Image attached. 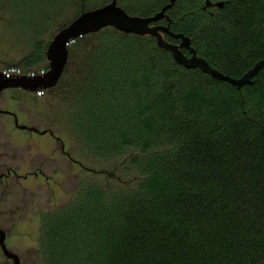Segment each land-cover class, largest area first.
<instances>
[{
	"label": "trees",
	"instance_id": "trees-1",
	"mask_svg": "<svg viewBox=\"0 0 264 264\" xmlns=\"http://www.w3.org/2000/svg\"><path fill=\"white\" fill-rule=\"evenodd\" d=\"M65 1L55 19L44 18L58 31L112 0ZM209 1L177 0L155 25H168L212 68L241 78L264 60V0ZM170 2L117 5L152 17ZM30 45L10 65L48 70V45L41 36ZM71 45L68 61L81 55L66 88L72 130L87 153L123 158L135 175L115 187L87 184L43 214L41 264H264V68L239 90L178 64L152 35L107 27Z\"/></svg>",
	"mask_w": 264,
	"mask_h": 264
},
{
	"label": "rangeland",
	"instance_id": "rangeland-1",
	"mask_svg": "<svg viewBox=\"0 0 264 264\" xmlns=\"http://www.w3.org/2000/svg\"><path fill=\"white\" fill-rule=\"evenodd\" d=\"M66 1L68 4L70 0ZM63 2L64 0H0V63L2 69L11 66L10 64H17L26 57L31 52L30 42L33 39L41 36L45 44H50L60 24L56 21L46 24L44 18L50 16L55 19L57 13H62ZM68 11L69 14L74 13L71 9ZM62 19H64L63 16L60 20ZM70 48L72 45H69ZM80 62V54L76 53L69 58L62 80L53 94L46 99L30 101L25 96L17 94L18 99L26 108L13 103L5 106L7 111H13L16 114L20 124L36 123L35 125L40 130L46 128L57 130L65 144V151L79 163L78 165L71 164L62 157L57 163V171L53 173V179L50 182L40 177L38 179L32 177L27 181L13 182L6 191L0 186V200L8 194L11 203L24 204L22 211L24 210L26 214L22 218L15 219L17 224L13 230L10 222L12 218L9 215V218L0 216V227L11 230L5 244L20 256L22 264H41L39 236L43 214L59 210L77 199L79 190L85 188L87 184L100 181L107 186L115 187L128 184V181L135 175L134 171L127 170L129 164L123 158L103 160L87 153L78 140L77 133L72 130L69 121L71 118L70 97L66 93V88L73 74L77 72ZM46 65H48L47 60ZM5 120L6 118L3 121ZM48 122L52 124L51 127L48 126ZM5 130L7 134L3 133L0 128V136L3 140L11 141L10 153L23 152L25 157L27 155L31 157L52 155L54 139L49 134L18 130L10 124ZM22 160L16 159L15 163H23L19 170L24 173L30 170L27 166L29 161ZM108 172L113 174L110 178L106 177ZM50 173L51 170H46V174ZM7 205L10 206V203ZM0 264H12L6 261L1 251Z\"/></svg>",
	"mask_w": 264,
	"mask_h": 264
},
{
	"label": "water",
	"instance_id": "water-1",
	"mask_svg": "<svg viewBox=\"0 0 264 264\" xmlns=\"http://www.w3.org/2000/svg\"><path fill=\"white\" fill-rule=\"evenodd\" d=\"M177 0L164 6V8L152 17H136L128 15L117 5V0H112L109 4L91 11L81 13L68 26L58 31L48 45L45 55L48 63V70L43 76L26 75H2L0 73V91L6 88H21L30 92H37L53 88L61 79L68 63L69 44L87 34L96 33L104 28L112 27L119 32L135 34L138 36L152 35L156 38L160 48L168 50L173 55L174 60L186 68H198L205 74L219 81L228 82L241 89L243 86L253 84L252 79L264 68V60L258 61L241 78H232L228 75L212 68L206 60L198 57L196 51L191 47L190 41L182 34H174L169 26L155 25L165 17L166 11L172 7ZM206 5L210 6L209 0ZM215 7L222 8L224 2H217ZM164 35L173 39H179V44H172L164 39ZM186 50L190 56L183 53ZM15 77V78H9ZM26 129V126H19ZM33 130L32 128H27ZM0 247L4 254L14 260V264H19L16 254L9 252L4 243V233L0 230Z\"/></svg>",
	"mask_w": 264,
	"mask_h": 264
},
{
	"label": "flooded vegetation",
	"instance_id": "flooded-vegetation-1",
	"mask_svg": "<svg viewBox=\"0 0 264 264\" xmlns=\"http://www.w3.org/2000/svg\"><path fill=\"white\" fill-rule=\"evenodd\" d=\"M2 68L3 67H1V63H0V73L3 75ZM9 78H15V77H9ZM56 86L50 89L42 90V93L40 95H38L37 92H30L21 88H6L0 91V128L1 131H3V133H6L5 129L7 128V125L10 124L18 130L36 132L39 134L47 133L54 139V147L51 152L52 155L49 156L37 155L34 157L27 155L25 157V154L23 152L18 153L13 151L12 153H10L11 150L10 148H12L10 147L11 141L3 140V137L0 136V186L3 187L5 191L13 182L18 183L20 181H27L29 178L32 177L35 179H38L39 177L43 178L46 182L52 181L53 173H56L57 171V167H56L57 163L59 162V159H61L62 157L68 160L71 164H77V165L79 164L77 160L73 159L71 154L65 151V144L62 140V137L59 135V133H57V130H54L53 128H46L40 130L35 125L36 123L35 124L30 123L29 125L20 124L16 114L13 111H7L5 109V106H8L9 103L18 104L19 107L26 108V106L18 99L17 94H21L22 96H25L30 101H39L51 96ZM26 111H29V109H26ZM4 118H6L5 121H3ZM30 122L32 121L30 120ZM19 126H26L27 128H32L33 130L27 128L20 129ZM48 126L51 127L52 124L48 122ZM16 159L17 160L23 159L24 162L28 160L29 163L27 166L29 167L30 170L21 173L19 168L23 163H15ZM46 170H51V173L46 174ZM9 197L10 196L8 194L1 197L0 216L7 218L9 215L12 218V221L10 222H11V229L13 230L15 225L17 224L15 219L22 218L24 214H26V212L24 210L22 211L24 205L23 203L21 204L19 202L17 204H13V202L11 203ZM9 203L10 206L7 205ZM5 205L7 206L5 207ZM0 230L4 233V243H5L7 236L11 233V230H6L1 227ZM6 248L9 252L16 254L7 246ZM0 251L7 262L14 264V260L8 258L4 254L1 247H0ZM16 255L18 256L19 264H22V259L18 254Z\"/></svg>",
	"mask_w": 264,
	"mask_h": 264
},
{
	"label": "built area",
	"instance_id": "built-area-1",
	"mask_svg": "<svg viewBox=\"0 0 264 264\" xmlns=\"http://www.w3.org/2000/svg\"><path fill=\"white\" fill-rule=\"evenodd\" d=\"M75 41L71 42L69 45L73 44ZM47 70L43 67L33 68L31 70H23L18 66H8L2 70L3 75H26V76H43ZM42 90L37 91V94L40 95Z\"/></svg>",
	"mask_w": 264,
	"mask_h": 264
}]
</instances>
